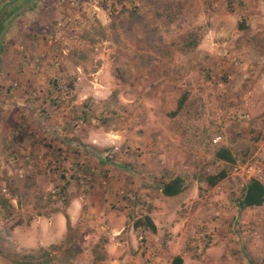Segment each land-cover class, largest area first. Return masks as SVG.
<instances>
[{"label": "rangeland", "instance_id": "1", "mask_svg": "<svg viewBox=\"0 0 264 264\" xmlns=\"http://www.w3.org/2000/svg\"><path fill=\"white\" fill-rule=\"evenodd\" d=\"M3 44L0 264H264V0H38Z\"/></svg>", "mask_w": 264, "mask_h": 264}, {"label": "trees", "instance_id": "2", "mask_svg": "<svg viewBox=\"0 0 264 264\" xmlns=\"http://www.w3.org/2000/svg\"><path fill=\"white\" fill-rule=\"evenodd\" d=\"M38 0H6L3 7H0V53L4 48V38L8 27L13 18L33 10ZM19 4V5H18ZM83 114L88 116V111L83 110ZM216 157L226 162H234L236 160L234 154L229 147H220L216 151ZM229 174L228 168L223 167L216 173L207 175L206 180L214 186L224 180ZM186 186V180L182 175H175L161 183L160 188L167 196H175L181 193ZM240 209L248 207L260 206L264 203V182L258 178L252 177L243 187L241 196L236 200ZM135 228H146L153 232L157 231V225L148 214L138 217L134 221ZM1 232H0V250H1ZM15 264H54L50 251L41 248L38 253H28L20 258L14 259ZM184 259L181 255H175L171 264H183ZM251 264H255L251 261Z\"/></svg>", "mask_w": 264, "mask_h": 264}, {"label": "built area", "instance_id": "3", "mask_svg": "<svg viewBox=\"0 0 264 264\" xmlns=\"http://www.w3.org/2000/svg\"><path fill=\"white\" fill-rule=\"evenodd\" d=\"M221 138H222V136H220V135H219V136H216V137L214 138V141H215V142H218V141L221 140Z\"/></svg>", "mask_w": 264, "mask_h": 264}]
</instances>
